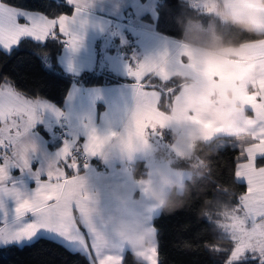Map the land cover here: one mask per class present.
Masks as SVG:
<instances>
[{"label": "snow or ice", "instance_id": "6c2138e0", "mask_svg": "<svg viewBox=\"0 0 264 264\" xmlns=\"http://www.w3.org/2000/svg\"><path fill=\"white\" fill-rule=\"evenodd\" d=\"M67 2L72 4L74 0ZM238 2L244 7L264 13V9L247 3V0ZM75 3V15L71 18L60 15L58 19H49L45 15L11 6L7 0H0V47L11 52L22 39L31 38L37 42L48 39L64 41L69 47L76 48L79 37L74 35L72 26L85 6L79 0H75ZM21 19L25 22L21 23ZM57 25L59 34L66 39H58L54 31ZM242 44L246 49L244 58L264 76V39L245 40ZM183 55V51L178 49L175 57L170 59L165 52L156 59L149 58L128 68V74L136 81L137 108L133 115V124L121 141L125 148L130 147L134 139L141 138L149 130L158 134L157 126H163L162 122L157 124L159 117L151 111L152 94L155 91L145 90L150 87V84L143 82L147 74L167 79L169 66L189 67L192 71L205 74L194 65H184ZM148 69L151 71H147ZM168 91L171 93L174 90ZM261 91L264 92V89ZM46 107L48 105L41 99L26 98L8 82L0 85V191L11 192L16 196L19 202L16 208L17 218L24 217L27 212L35 216L34 220L17 226H9L7 223L0 226V244L18 245L43 237L54 239L69 248L80 246L87 252L85 234L77 227L73 207L79 210L81 220L91 197L83 191V179L78 174L67 179L63 168L58 166L63 163L73 170L79 168L73 145L65 143L56 158L48 163L47 181L37 179L38 186L30 199L21 200L18 191L4 186L10 167H19L22 170L29 167V154L36 150V145L30 138V130L40 119L38 110ZM245 107L255 114L248 121V135L254 142L242 148L241 156L245 157V161L238 163L235 171V176L246 182L247 193L240 196L239 204L232 208L226 222L221 226L234 242L225 264H248L249 261L264 264V94L255 96L250 102L245 101ZM110 139L111 136L100 137L93 130L82 150L87 155H95ZM36 175L38 177L39 173ZM154 209L152 206L149 211ZM83 225L98 264H121L120 255L107 253H124L126 249L120 247L113 250L95 229L87 224ZM156 257L157 242L147 252L145 259L149 264H157Z\"/></svg>", "mask_w": 264, "mask_h": 264}, {"label": "trees", "instance_id": "16d2710c", "mask_svg": "<svg viewBox=\"0 0 264 264\" xmlns=\"http://www.w3.org/2000/svg\"><path fill=\"white\" fill-rule=\"evenodd\" d=\"M146 1V0H142ZM192 0H159L157 30L160 34L181 39L183 23H192L204 15L191 5ZM11 6L36 12L57 19L60 15H70L73 8L65 0H7ZM57 33L58 39H65ZM224 48L240 47L242 42L262 38L241 32L226 24L221 33ZM65 42L48 39L39 43L24 39L11 52L0 49V85L11 84L16 91L30 99H41L63 108L71 86L79 81L83 86H103L133 83L114 73L103 75L86 73L80 78L64 73L59 59L64 52ZM187 78L176 76L163 82L156 78L145 80L150 84L146 89L160 93L158 108L164 113L172 111L174 99L185 85ZM168 89H173L171 93ZM41 131L45 133L42 129ZM167 148L155 144L153 157L170 160L175 169H185L189 163L199 164L203 175L189 184L190 195L182 207L170 213L160 212L154 220L157 230L158 264H225L234 247L230 236L222 229L232 208L239 204L240 196L247 191L244 183L237 181L235 171L240 162L243 147L253 140L243 136L239 141L233 137H219L211 142H199L194 149L192 161L185 160L171 152L169 147L174 139L163 131ZM2 163V160H0ZM137 175L148 176L146 161H137L133 168ZM80 170L79 173H82ZM223 201L227 205H218ZM206 213V214H202ZM0 264H91L89 258L73 251L61 243L48 238H39L24 245L0 246ZM122 264H137L131 252L125 253ZM248 264H258L249 261Z\"/></svg>", "mask_w": 264, "mask_h": 264}, {"label": "crops", "instance_id": "0c3cea01", "mask_svg": "<svg viewBox=\"0 0 264 264\" xmlns=\"http://www.w3.org/2000/svg\"><path fill=\"white\" fill-rule=\"evenodd\" d=\"M65 1L68 6L73 8L72 14L67 15L71 18L75 15V0L72 4H69L67 0ZM79 2L84 4V11L77 17L76 23L72 26L74 35L79 37V42L74 49L65 42L64 52L59 59L62 71L75 79L86 73L103 75L110 72L132 80L133 83L85 87L82 83L76 81L68 92L63 108L51 103L57 107L61 115L60 125H56L55 133L58 127L65 126L68 132H75V136L79 141L84 140V137H89L90 132L93 130L100 137L111 136V139L104 145L102 151L104 153L118 131L133 116L137 108L136 81L128 74V68L149 58L156 59L165 52L168 53L171 59L175 57L178 49L184 53L182 57L184 65H194L196 68L202 69L205 74L192 71L189 67L169 66L167 79H160V77L149 73L145 76L144 81L156 78L166 82L176 76L189 78L196 75L210 86L211 97H214L217 93H230L233 102L238 103L244 109H246L245 101L250 102L255 96L264 94L261 91L264 89V76L256 71L252 64L244 58L243 54L246 49L243 45L223 48L220 52L212 54L207 62L202 65L191 62L190 54L187 52L186 45L182 40L158 32L159 14L157 5L159 0H79ZM223 2L225 7L250 9L242 6L238 0H223ZM247 3L259 7L256 0H247ZM191 5L204 15L197 18L196 22L202 24L209 31L220 35L224 29L226 30L225 23L209 14L206 0H192ZM259 8L264 9V7ZM20 22L24 23L25 21L21 19ZM54 31L59 32L58 25ZM24 39L37 42L31 38ZM0 49L5 51L2 47ZM147 71H151V69ZM217 77L219 79H216ZM145 90L155 91L152 94L151 111L159 117L157 124L159 125L161 122L163 124L162 127H157L158 134L151 133L149 135V141H152L149 147L152 148L154 155L155 144L168 146V143L163 139V131L172 134L171 121L181 115V109L186 103V92L184 85L174 99L172 111L164 113L158 108L160 93L156 90ZM42 102L50 103L48 101ZM254 115V112L246 109L245 129L243 131L244 136L249 139L251 138L248 135V121L254 118ZM183 119L189 121L190 125L200 129L201 139L199 142L208 143L219 137H230L224 128L210 119L202 118L198 111L184 112ZM38 128L41 129V126ZM44 132L49 137L48 133ZM56 134H59V132ZM153 136H155L156 141L152 140ZM144 139H146L145 134ZM169 149L178 156H181L183 151L193 150L190 146L178 145L175 141ZM34 152H30L29 156L33 155ZM157 165L162 169L165 167L161 160H158ZM17 169H20L22 173ZM37 179L39 177L33 176L32 172L27 169L10 167L8 180L4 182V186L17 185L21 194V189L22 192H25L24 189H26L27 183L34 186ZM236 179L238 182L246 184L245 181L237 177ZM39 180L43 181V179ZM20 184L24 185L22 186L24 188H20ZM22 223H25V221ZM107 254L113 255L112 252Z\"/></svg>", "mask_w": 264, "mask_h": 264}, {"label": "clouds", "instance_id": "9594fccd", "mask_svg": "<svg viewBox=\"0 0 264 264\" xmlns=\"http://www.w3.org/2000/svg\"><path fill=\"white\" fill-rule=\"evenodd\" d=\"M256 3L259 7H264V0H256ZM206 4L209 14L222 23L264 39V14L241 7H225L223 0H206ZM180 23L181 39L190 54L191 62L197 65L206 63L212 54L227 46L220 34L209 31L199 22ZM185 92L186 103L181 109V115L171 121L174 141L178 145H188L193 149L181 153L185 160L192 161L194 149L201 139L200 129L183 119V113L186 111H198L202 118L216 122L238 141L244 136L246 109L234 103L230 93H217L211 97L210 86L196 75L186 79ZM135 154L153 153L150 148L137 142L132 150V155ZM129 158V154H126L122 159ZM200 167L192 161L187 168L178 170L180 176L166 172L160 167H154L151 176L137 175L136 170L131 168L126 169V174L148 194L151 205L156 210L170 213L186 202L190 195L189 184L203 175ZM149 209L143 201L119 194L109 207H101L98 201L91 197L81 221L95 229L113 250L123 247L131 252L137 264H145V255L156 243L157 235Z\"/></svg>", "mask_w": 264, "mask_h": 264}, {"label": "rangeland", "instance_id": "374dc122", "mask_svg": "<svg viewBox=\"0 0 264 264\" xmlns=\"http://www.w3.org/2000/svg\"><path fill=\"white\" fill-rule=\"evenodd\" d=\"M44 104L50 105H48V107L46 108L38 110L37 114L40 119L37 121L35 127L30 130V138L34 141L36 150L33 155L29 156V167L27 168V170L32 172L33 176L37 177L36 174L39 173V179H43V181L46 182V170L48 163L51 160L55 159L57 153L63 148L65 143H68L70 145H73L76 149L74 155L77 159L79 168L77 170H73L71 168H67L63 163L58 166L63 168L65 172V178L67 179H71L73 176L78 174L83 179V191H85L90 197H94L101 207H109L111 204H113L117 194L127 196L129 198H137L147 204L150 208L152 207L148 194L144 192L139 186H137L135 181H133L126 174V169H132L133 165L137 161H146L148 166V175L150 174L149 176L152 175V169L158 166V160L153 157V154L132 155V150L134 149L137 142L150 148L152 152V148L149 147L152 143V141H149V135L152 133L150 130L145 132L146 139H144L143 135L139 139H134L130 147L125 148L122 145L121 141L122 138L127 136L128 130L133 124L132 116L121 128V130L118 131V134L113 138L112 142L104 153L102 151L105 146H103V148L97 154L87 155L82 149L83 146L87 143L89 137H84V140L79 141L75 136V132H68L65 126L58 127L56 133L59 132V134H56V125L58 124L59 126L61 120L60 111L51 103ZM57 113H59V115H57ZM40 126L42 130L48 133L49 137L45 133H43L41 129H37V127ZM152 140L156 141L155 136H153ZM157 145L161 148H167L163 144ZM126 154H129L131 158L127 160L122 159ZM161 161L165 166L163 167V170L175 176L181 175L178 169H175L171 166L170 160L161 159ZM17 170L22 173L20 169ZM80 170H83V172L79 173ZM22 186L24 185L20 184V188H24ZM37 186V183L34 186L30 185V183H27L26 189H24L25 192H22L21 189L20 199H30L34 195ZM9 188H14L19 192L17 185L10 186ZM217 202L219 203L218 205H227L226 208L229 209L228 204H223L226 202ZM18 203L19 202L14 194H12L11 192L5 193L3 191H0V226H3L5 223H7L9 226H17L18 224H22V222L24 221L26 223L35 219V216L31 212L25 213L24 217L17 218L16 208L18 206ZM159 214L160 211L154 209L152 211L153 220ZM73 217L76 220L77 227L80 228L81 232L85 234V241L88 245V248L87 252L80 246H76L75 248H67L73 251H80L81 253H84L89 258L91 264H98V261L95 257V252L91 247V240L87 235V230L80 220L79 210L75 207H73ZM39 238L41 237H37L34 241ZM30 243L22 242L21 244L13 245L24 246ZM0 245L3 246V244ZM127 251L128 250L126 249L124 253H117L115 251H112V253L113 255L121 256L122 264L125 253ZM156 259L158 264V257H156ZM145 264H149V262L146 260Z\"/></svg>", "mask_w": 264, "mask_h": 264}]
</instances>
